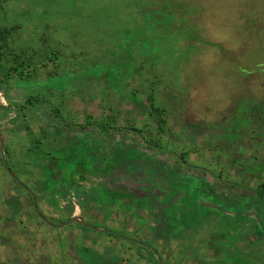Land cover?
Wrapping results in <instances>:
<instances>
[{"label":"rangeland","instance_id":"1","mask_svg":"<svg viewBox=\"0 0 264 264\" xmlns=\"http://www.w3.org/2000/svg\"><path fill=\"white\" fill-rule=\"evenodd\" d=\"M0 27L12 30L5 69L34 63L29 77L25 70L5 78L0 68V264H154L146 246L159 249L161 264H234L236 257L264 264V216L254 229L253 216L227 220V209L208 200L217 211L197 230L155 239L145 219L123 214L120 204H105L104 213L74 198L70 211L41 190L62 149L82 133L101 165L112 143H133L178 171L173 180L195 177L224 196L255 194L264 176L253 168L264 158V0H0ZM69 72V82L50 87ZM30 95L37 98L26 104ZM154 107L166 119L162 132ZM121 175L135 194L153 191L192 217L186 196L172 197L169 183L151 188ZM69 181L84 190L96 183L78 174ZM30 191L42 195L38 211ZM218 232L224 241L209 246Z\"/></svg>","mask_w":264,"mask_h":264},{"label":"trees","instance_id":"2","mask_svg":"<svg viewBox=\"0 0 264 264\" xmlns=\"http://www.w3.org/2000/svg\"><path fill=\"white\" fill-rule=\"evenodd\" d=\"M11 34L12 30H10L8 27H0V60L3 58L2 56H4V51L9 47V37ZM51 54H53V51H51ZM32 64L34 63L21 60L15 65L10 66L9 69H5L4 64L0 61V68L5 72V78H10L11 76L13 77L15 73H19V76L24 77L23 72L25 70H28L25 76L29 77L31 74L30 72H32L29 70V68ZM92 70L96 71L97 68L94 67ZM64 75L65 74H62L60 76V78H62L60 80L50 81V87L55 88L62 84V82L65 80L69 82V80L73 78L71 72L67 73V77H64ZM36 98L37 97L34 95L28 96L26 98V104H32L33 100H36ZM135 106L142 107V104L135 102ZM153 112L157 117L159 130L161 132L164 131L165 129L163 125L166 123V119L162 115V109L154 107ZM261 121L264 123V116L261 118ZM238 122L243 123V120ZM245 122L251 123L249 120ZM106 127L107 126L103 124L104 130H106ZM189 127L190 130L196 129V134H202V125L193 123L190 124ZM134 129L139 132L143 131L142 129ZM57 132L60 134H65L59 130H57ZM235 134L237 135L238 133ZM258 134L261 135L262 133L258 132ZM150 135L151 132L149 133V136ZM66 136L69 137L71 134H67ZM76 140L77 141L75 142L71 141L72 146L62 149V151H65V153H63L62 157L60 158V162L55 164L54 169L51 171L52 174L50 171L45 173L44 178L42 179L43 183L41 187L43 195L47 194L52 203L58 205L60 200L63 199L66 201L64 205L65 208L69 209L70 211L75 209V205L73 203L74 198L78 199L80 207L84 209L92 207L96 210H103L104 213L108 212L105 204L110 206L120 204V206L124 209L122 210L123 214L134 215L142 218L143 220L145 219L143 222V227L151 228L155 239H169L172 236L179 237L184 234V232L197 230L198 223L207 219V217H209L213 211H217L218 208L227 209V212L224 213L227 220H233L236 218V220L239 219L241 221H246L247 218H252L253 216V222L261 223V216H264V213L257 214L258 211L264 208V176H262L263 180L259 181L260 185L257 186V196L254 197V194L247 196H238L237 194L224 196L221 194L218 188H215L213 183H206L205 181L200 182L195 177H189L191 182H193L191 184H185L179 179H171L173 172L176 174L178 171L171 170L160 160H157L150 155L143 154L139 148L136 147V144L132 143L127 146L112 143L110 150L107 151V153L103 152V161L106 162L101 165L102 159L92 154L87 147V135L82 133L79 135L77 134ZM76 144L78 145L76 146ZM79 145L82 147H79ZM140 156H143L144 159L140 160ZM244 166L246 169L253 167H248L247 164ZM253 168L256 169L254 172L255 175H264V158H258L257 164ZM124 172L128 175L138 176L139 180H147L146 184L151 188L154 185L159 187L161 181H165L167 184L169 183L170 189L174 191L172 197L179 194H184L186 196V200L191 207V213L189 217H192L189 220L184 219L183 216L186 215L185 210L182 211V209L179 207L175 208V206L171 205L169 202L161 201V199L155 195L153 191L146 190V195L140 196L135 194L132 190L125 188L127 186L124 187L121 182V174ZM76 174H78V179H80V181H95V185L88 190H84L80 185L75 186V183H78V181L71 183V181H69V177ZM191 185L194 187L192 191L189 190ZM40 196L42 195H38L39 198ZM38 197L36 196L37 199ZM205 197L207 199L203 200ZM208 200L212 201L217 209L211 206L206 207V205L209 204ZM199 204L200 207H198ZM141 212H143V214H141ZM195 213H202L204 215L203 219L200 220V218H197L199 214L195 216ZM235 221L231 222L236 223ZM80 225L84 230L92 227L87 223ZM120 233L122 232L117 230L109 231V234L111 235H120ZM218 236L224 237L225 235L223 233L220 235L218 232V234L213 235L210 240L208 239V245L212 247L214 244L213 239L217 240ZM220 241L224 240L220 237L218 242ZM133 242H135V240ZM138 244L140 247L142 246V242H138ZM148 245L152 247L151 243H148ZM214 246L217 247V250H220L218 245L215 244ZM145 249H147L146 256L148 257L149 261L153 262L154 264H161L160 258H157L155 255H153V251L159 250L156 246L152 247V251L147 246ZM229 254H231V252L227 253V255ZM104 257L105 255H103V258ZM232 260H234V264H246V261L237 257ZM106 262L107 259H103V264ZM116 263L117 261L115 264ZM253 263L254 262L251 264Z\"/></svg>","mask_w":264,"mask_h":264},{"label":"flooded vegetation","instance_id":"3","mask_svg":"<svg viewBox=\"0 0 264 264\" xmlns=\"http://www.w3.org/2000/svg\"><path fill=\"white\" fill-rule=\"evenodd\" d=\"M214 184V183H213ZM260 184L258 183V185L257 186H259ZM215 188L217 189V187H216V185H215ZM218 190L222 193V191L219 189V187H218ZM255 191H257V190H255ZM257 193H258V191L253 195L254 197L255 196H257ZM232 194H236V193H233V191L232 190H230V193L228 194V195H232ZM228 195H226V196H228ZM238 196H247V195H244V194H237ZM248 195H250V194H248ZM264 209V208H263ZM260 210V211H258V213L257 214H259V213H264V210ZM263 216H261V218H262ZM225 218H226V216H225ZM250 218V217H249ZM254 223H256V224H258V226H255V228H257V227H260V224H259V222H251V224H252V228L254 227ZM261 232V231H260ZM262 233V232H261ZM261 233H259L260 235H261V237H264V234H261ZM219 239V238H218Z\"/></svg>","mask_w":264,"mask_h":264},{"label":"water","instance_id":"4","mask_svg":"<svg viewBox=\"0 0 264 264\" xmlns=\"http://www.w3.org/2000/svg\"><path fill=\"white\" fill-rule=\"evenodd\" d=\"M0 148H1V146H0ZM2 149V148H1ZM2 151V150H1ZM3 159H4V162H5V157H3ZM5 164H6V162H5ZM6 167H7V164H6ZM31 192V191H30ZM31 196H32V198H33V201H34V205H35V207H36V210L38 211V209H37V206H36V197H35V195L33 194V192H31ZM76 220V219H75Z\"/></svg>","mask_w":264,"mask_h":264}]
</instances>
